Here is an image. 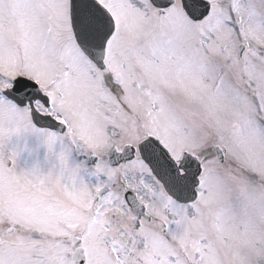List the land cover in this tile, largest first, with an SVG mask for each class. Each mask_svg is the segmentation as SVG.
I'll return each mask as SVG.
<instances>
[{"label": "snow or ice", "instance_id": "1", "mask_svg": "<svg viewBox=\"0 0 264 264\" xmlns=\"http://www.w3.org/2000/svg\"><path fill=\"white\" fill-rule=\"evenodd\" d=\"M0 264H264V0H0Z\"/></svg>", "mask_w": 264, "mask_h": 264}]
</instances>
